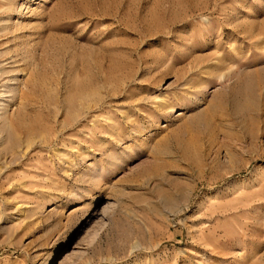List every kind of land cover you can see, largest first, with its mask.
Returning <instances> with one entry per match:
<instances>
[{
  "label": "rangeland",
  "instance_id": "374dc122",
  "mask_svg": "<svg viewBox=\"0 0 264 264\" xmlns=\"http://www.w3.org/2000/svg\"><path fill=\"white\" fill-rule=\"evenodd\" d=\"M0 264H264V0H0Z\"/></svg>",
  "mask_w": 264,
  "mask_h": 264
}]
</instances>
